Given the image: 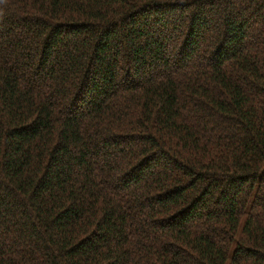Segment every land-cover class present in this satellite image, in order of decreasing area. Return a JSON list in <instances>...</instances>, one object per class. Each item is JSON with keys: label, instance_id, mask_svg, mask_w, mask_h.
Instances as JSON below:
<instances>
[{"label": "trees", "instance_id": "1", "mask_svg": "<svg viewBox=\"0 0 264 264\" xmlns=\"http://www.w3.org/2000/svg\"><path fill=\"white\" fill-rule=\"evenodd\" d=\"M0 264H264V0H0Z\"/></svg>", "mask_w": 264, "mask_h": 264}]
</instances>
